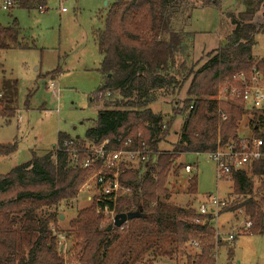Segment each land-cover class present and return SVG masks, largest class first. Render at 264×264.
Returning <instances> with one entry per match:
<instances>
[{"label": "trees", "instance_id": "trees-1", "mask_svg": "<svg viewBox=\"0 0 264 264\" xmlns=\"http://www.w3.org/2000/svg\"><path fill=\"white\" fill-rule=\"evenodd\" d=\"M236 2L244 10L229 15L234 29L216 50L207 54L204 65L183 76L182 83L190 78L183 108L175 110L173 119L164 121L149 105L156 102L157 91L176 87L175 77H168L169 66L177 52L188 48L183 40L193 41L191 33L183 28L176 30L174 25L179 17L185 20L189 11L216 7L219 2L114 0L103 19V28L91 33L101 57L98 72L103 84L97 92H118L126 103L113 106L106 103L83 138L58 133L48 154L32 155L27 163L0 175V264H62L57 235L50 226L61 222L57 214L59 204L75 199L80 187L96 170L83 168L87 147L108 140L116 148L117 139L126 138L133 139L134 148L148 149L149 157L144 165L123 168L119 177L127 192L118 198L116 214H140L128 222L130 229L124 242L127 255L121 256V264H135L149 250L154 251L156 258L174 254L185 256L188 264H215L213 216H199L190 206L170 204L167 185L170 176L184 172L185 165H176L182 154L210 153L242 136L238 132L246 110L242 102L223 103L214 98L238 73L249 76L256 67L264 74V59L255 61L252 55L255 35L264 34V0ZM45 6L46 0H16L13 8L32 10ZM259 12L262 23L256 28L253 20ZM19 36L15 22L8 27L0 26V51L20 48ZM12 102L13 97L9 104ZM252 115L249 128L251 136L256 137L260 125L256 114ZM177 116L183 119L179 140L172 151L160 152L158 144ZM69 140L79 150L75 162L62 148L64 141ZM15 150V143L0 144V157H8ZM231 184L232 193L241 200L221 213L243 209L251 222L252 235L264 236V163L235 171ZM187 185L186 193L196 195L195 176L187 179ZM196 219L200 223H195ZM101 221L102 216L91 205L78 211L69 223L71 243L80 264H105L111 247L121 241L120 232L126 226L107 231V225H101ZM192 242L197 243V248ZM187 249L199 251L193 262ZM228 255L231 258L233 253L228 251Z\"/></svg>", "mask_w": 264, "mask_h": 264}, {"label": "rangeland", "instance_id": "rangeland-1", "mask_svg": "<svg viewBox=\"0 0 264 264\" xmlns=\"http://www.w3.org/2000/svg\"><path fill=\"white\" fill-rule=\"evenodd\" d=\"M113 2L46 0L43 12L37 8H13L9 11L0 8V26L8 27L15 22L20 30L18 44L21 46L0 51V144H16L14 153L0 157V175L27 163L32 155L42 157L48 154L56 144L58 133L71 138H83L106 103L111 106L126 103L118 92L111 93L108 99L94 96L103 84V77L98 72L101 57L91 33L103 28V19ZM218 2L216 7H199L189 11L185 20L179 17L174 25L176 30L183 28L185 32L191 33L193 41L183 40L188 48L177 52L169 66L168 77H175L176 87L173 91H157L156 102L149 105L150 110L164 121L173 119L175 110L183 108L190 82L189 78L182 83L183 76L204 65L207 54L216 50L234 29L229 15H237L244 10L236 0ZM61 8L66 11L61 12ZM261 23L259 12L253 24L258 28ZM254 40L252 55L255 61H259L264 59V34L255 35ZM51 83L56 95L48 89ZM179 84H183L181 88ZM220 90L215 100L236 104L230 98L219 96ZM11 97L13 102L9 104ZM91 97L94 99L90 102ZM244 111L238 132L242 136H251L249 123L253 115L248 109ZM182 122L181 116L175 117L167 136L158 144L160 152L173 150L179 140ZM179 164L190 165L192 172L186 174L180 171L178 175L170 176L167 185L171 193L170 204L182 208L190 206L197 210L201 203L207 202L209 196H217L231 207L241 200L232 193L230 182L216 179L215 165L205 155L182 154L176 161V165ZM192 176L196 177V195L186 193L187 179ZM91 195V190L82 185L75 199L59 204L57 214L61 222L50 227L57 235V252L62 264H80L71 243L69 223L78 211L91 206ZM228 211L218 217V230L223 242L217 246L215 243V264H264V236H253L252 231L241 232L242 223L248 221L243 209ZM100 223L104 225L105 219L102 218ZM125 226V230L120 232L121 241L111 247L105 264H121V256L127 255L124 242L130 224ZM231 233L235 235L234 240L225 241ZM62 238L66 242L60 245ZM134 248L140 251L138 245ZM228 251L233 253L231 258L228 257ZM186 253L193 262L199 251L190 252L187 249ZM135 264L188 263L185 256L173 254L156 258L154 251L149 250Z\"/></svg>", "mask_w": 264, "mask_h": 264}, {"label": "built area", "instance_id": "built-area-1", "mask_svg": "<svg viewBox=\"0 0 264 264\" xmlns=\"http://www.w3.org/2000/svg\"><path fill=\"white\" fill-rule=\"evenodd\" d=\"M16 5V0H0V8L3 11H9ZM38 11L43 12L39 7ZM66 9L61 8V12ZM56 95L54 85L51 83L48 87ZM98 99H108L111 96L110 91H100L94 94ZM219 96L223 99L230 98L234 102L241 101L243 107L256 114V122L260 125L259 136H240L235 141H230L223 147L218 146L216 150L205 153L209 161L213 162L216 169V179L218 181L232 182L233 173L237 170H244L253 167L256 163H264V74L253 67L249 76L244 73H238L232 77V83H226L220 90ZM222 119L225 116L222 115ZM116 148L111 147L108 140H104L100 145H89L86 149L87 157L83 161V168L96 169L86 179L83 186L91 190L89 197L91 205L97 215L105 219L104 225L113 223L117 215L115 207L118 198L126 194V190L119 182L120 174L123 168L144 165L148 161V149L134 148L133 139H117ZM63 151L74 162L77 161L79 150L74 146L73 140L64 141ZM184 172L190 174L192 167L185 165ZM228 206V202L219 199L217 196H209L207 202L201 203L196 210L199 216H213L214 239L216 246L218 242H223L218 230V217L221 211ZM110 207H113L112 209ZM195 223H200L199 219ZM251 228V222L245 221L240 228L242 233H248ZM234 233L228 234L225 241L232 242ZM66 242L62 238L60 245ZM193 247L197 248V243L192 242ZM66 245H64L65 252ZM66 255V253H65Z\"/></svg>", "mask_w": 264, "mask_h": 264}, {"label": "water", "instance_id": "water-1", "mask_svg": "<svg viewBox=\"0 0 264 264\" xmlns=\"http://www.w3.org/2000/svg\"><path fill=\"white\" fill-rule=\"evenodd\" d=\"M76 138H78V137H76ZM139 217H140L139 213L117 214L113 219V223L108 225L106 230L109 231L112 229H119L123 225L128 223V221H132V220L139 218Z\"/></svg>", "mask_w": 264, "mask_h": 264}, {"label": "crops", "instance_id": "crops-1", "mask_svg": "<svg viewBox=\"0 0 264 264\" xmlns=\"http://www.w3.org/2000/svg\"><path fill=\"white\" fill-rule=\"evenodd\" d=\"M238 14V13H237Z\"/></svg>", "mask_w": 264, "mask_h": 264}]
</instances>
